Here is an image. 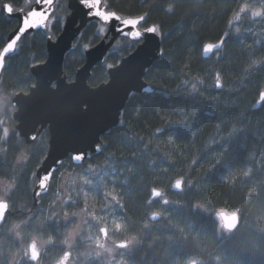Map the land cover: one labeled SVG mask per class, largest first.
Here are the masks:
<instances>
[{"label": "trees", "instance_id": "obj_1", "mask_svg": "<svg viewBox=\"0 0 264 264\" xmlns=\"http://www.w3.org/2000/svg\"><path fill=\"white\" fill-rule=\"evenodd\" d=\"M3 2L27 8L25 0H0V6ZM245 2L157 0L158 9L144 22L159 24L161 30L162 56L144 75L154 89L147 94L152 99L132 94L119 124L101 136L102 154H92L82 165L73 164L68 157L55 173L49 188L52 193L57 180L70 172L77 174L75 180L67 175L64 184L76 183L70 194L82 207L79 177L87 166H103L105 159L111 158L113 174L105 177V184L109 189L115 187L121 197L123 207L117 206L116 218L122 220L125 228L111 231L109 222L110 235L116 241L128 239L134 243L124 253L123 264H187L192 257H199L200 264H264V102L254 109L259 92L264 90V65L250 67L253 59L264 61V19L252 20L242 14L233 28L227 24L231 13L239 12V5ZM107 3L110 9L125 15L147 10L142 0H107ZM170 4L174 9L171 13L165 10ZM65 5L66 0H60L54 11L63 17ZM15 25L16 20L0 10V48ZM61 26L60 22L50 25L47 36H56ZM96 26L94 22L87 24L79 43L95 44ZM236 27L241 29L239 33ZM225 32L230 35L221 49L204 58L203 45L216 42ZM47 36L38 30L24 37L18 52L7 57L8 66L0 75V87L7 92L28 91L34 83L30 66L45 60ZM79 43L64 59L63 70L69 81L84 63V49ZM128 43L121 41L119 46L115 45L105 61L92 68L89 85L107 80L106 65L116 64L134 48L125 51ZM217 72L222 77V89L215 87ZM201 79L203 82L197 84L195 92L184 83ZM2 101L0 98V105ZM8 107L12 108L11 101ZM185 120L187 125L183 123ZM9 124L14 127V120ZM157 128L162 132L156 133ZM170 136L174 143L168 142ZM47 140L45 130L31 144L28 161L13 165L12 170L18 141L10 132L8 152L0 155V176L14 177L17 182L10 197L12 213L0 225V240L5 242L4 248L9 253L12 242L5 237L16 221L21 222L22 227L16 232L24 245L31 233L41 239L54 237L55 243H50L43 254V264L54 263L63 251L60 230V235L55 231L59 222L48 223V215L41 213L48 195L40 197L39 206H34L31 200L35 183L31 173L45 155ZM194 160L196 165L192 166ZM248 168L251 174L245 175ZM63 170V176L58 178ZM181 177L192 180L193 186L187 189L185 185L186 191L178 195L170 186ZM153 187L163 189L170 203L159 207L154 200L149 205ZM91 196L96 197L97 205L103 203L104 188L91 192ZM90 202L93 203L91 199ZM198 203L203 208L197 207ZM235 210L239 212V225L229 233L221 228L216 214ZM151 211H160V218L150 220ZM0 264L5 261L0 260Z\"/></svg>", "mask_w": 264, "mask_h": 264}, {"label": "snow or ice", "instance_id": "obj_2", "mask_svg": "<svg viewBox=\"0 0 264 264\" xmlns=\"http://www.w3.org/2000/svg\"><path fill=\"white\" fill-rule=\"evenodd\" d=\"M236 0H233L235 3ZM33 3L35 6H33ZM25 4L29 10L25 11L24 8H15L12 3H6L0 6V10L5 12L8 15H12L14 13L19 15L20 24L18 28L8 37V41L5 46L0 50V74L3 73L7 68V57L9 54L17 53L19 47L22 45L24 37L33 33L37 30H42L44 34L47 36V31L49 30L50 25L55 22H60L62 25V30L68 24L70 17L76 11H81L84 15V18L89 23H96L99 25L94 36L97 39H100L101 44L104 45L105 50L108 51L113 48V45H120L121 41H129L125 51L128 48L136 47L138 43L143 42L146 34H154L156 36L161 35L160 25L159 24H151L150 26L141 29L139 27L145 21H147L152 12L158 9L157 0H142V6H147V10L136 15L135 17L126 16L125 14L115 11L109 10L111 5L107 3V0H68V3L65 5L64 11L66 15L63 17L54 11V0H25ZM258 4V7H257ZM71 8L72 11L68 12L67 9ZM168 12H172L173 5H169L167 9ZM250 13L251 17L264 19V0H253V2H246L239 5V12L233 11L231 13L230 18L227 21L228 25H232L234 21H239L241 19V14ZM77 45H73V48L78 46L79 39L82 36V32L79 28H77ZM235 31L239 33L241 29L239 27L235 28ZM230 35L229 32H225L224 35L218 42L205 43L202 47V51L204 53H211L214 49L221 48L227 37ZM47 40L49 43L59 42V38L52 36H47ZM91 43V41H90ZM95 49H90L88 44L84 45V53L85 55L91 54V52ZM140 51L139 48L136 49V54ZM163 53V50H160ZM134 55H129V57L122 58L117 64H107L106 75L112 76L113 72H119L122 69H125L129 59ZM255 65H264V61L255 60L251 61L250 67H254ZM42 65H33L34 69L40 68ZM151 70V69H150ZM146 74L144 72V65L139 66V71L137 72L136 66L127 67L124 75L126 76L125 81V94L128 95L129 90H135L136 94L139 96L141 94L145 95L146 99L151 100L152 97H148L147 94L149 92H153L154 90L148 87H143L142 89L137 87L135 81L139 78L140 75ZM199 79V78H198ZM202 83V79L200 80ZM184 83H187L185 81ZM38 85L33 84L30 86V92L33 93L37 89ZM53 89L57 88V85L54 83L51 85ZM215 87L217 89H222L223 81L221 74L217 72L215 74ZM2 88V87H0ZM191 88L193 92L197 90V84L192 83ZM28 94L23 91L16 92L13 96L16 99V103L12 104V108L15 110L13 112V119H19L21 109L18 108L19 102L22 99H27ZM2 98V97H0ZM3 100L5 98H2ZM259 100L264 102V90L259 92ZM88 107L87 104L83 105V109L86 110ZM5 121L0 120V137H8L10 135V129L5 127ZM184 125H187V120L183 121ZM126 126V125H125ZM156 133H161L162 129L157 128ZM11 134L15 136H19V133L14 129L11 130ZM39 133H34L27 137L26 142L28 144H32L37 141ZM169 143H174L173 137L168 138ZM103 147H107L106 144ZM95 151L97 153L102 154V145L100 143L95 144ZM167 155V154H166ZM86 154L84 152H76L71 155L70 159L76 162H82L85 159ZM110 157L106 158L103 166H92L90 165L88 169L85 171L83 175L79 177L81 190L83 195V205L84 208L82 212H87L89 207H91V211L87 212V214L91 217L92 221L95 223H99L101 226L97 229L96 235L94 237L90 236L92 242L95 246L94 258L101 257L104 253H108L110 256L113 254L114 249L127 250L130 248L132 241L128 239L114 241V247H108L107 241L110 238V227L109 222L112 225L111 231L120 232L125 228V224L119 218H112L109 221L108 214L98 215L99 212H107L109 207L116 208L117 206L123 207L121 203V197L118 194V191L115 187L109 189L107 184H105V177L112 175L111 169H113L112 163H110ZM220 157H216V162L219 163ZM196 165V161L192 162V166ZM42 166V165H41ZM62 166L61 161H55L53 166L45 169L42 174H40L39 166L37 170L31 173V176L34 180H37L36 188L39 191L34 192V196H41L47 192L49 188L52 187V182L55 179V173L59 170V167ZM251 168H248L245 172V175L251 174ZM235 177L233 178V180ZM224 182H228L225 180ZM113 184L116 183L115 180L112 181ZM185 185H187V189H190L193 186L192 180H185L183 177L175 179L174 183L171 184V189L175 190L178 195H183L186 191ZM104 188V202L97 205L95 203L96 197L91 196V192H99L101 188ZM17 182L15 181L14 187L11 188L10 195L6 200H0V225L6 223L7 219L11 215L13 210V202L10 200L11 194L16 190ZM252 194V190H250L249 195ZM80 194H78L79 197ZM163 197L162 204L167 205L170 203L169 199L165 196L164 190L161 188L153 187L151 189V198L149 199V205L154 202L155 198ZM92 200L93 203L90 205L89 200ZM71 197H68L64 203H74ZM179 203V202H177ZM197 207L203 208V205L197 204ZM81 213H68L64 212V223L65 225H69L72 220H74ZM229 214L220 213L219 219L221 221L225 220ZM230 218L232 220L231 223L225 224L221 223V228L231 233L238 227L239 225V212L238 210L233 211L230 214ZM151 220L159 219V215L157 212H152L149 216ZM55 219L52 217L47 218V222H52ZM19 228L22 225L18 226ZM91 227V226H90ZM79 236V226L76 231H67V234L64 236L62 243L68 248L71 249L73 247L74 241ZM44 243H55V239L52 236H49L46 242H38L36 237H32L28 240L25 245H22L20 248L16 250V255L18 256L19 264H43V245ZM72 257V252L70 250L64 251V253L56 260V264H69V261ZM119 264H123V253L121 254V260ZM192 264H196L195 260L192 261Z\"/></svg>", "mask_w": 264, "mask_h": 264}, {"label": "water", "instance_id": "obj_3", "mask_svg": "<svg viewBox=\"0 0 264 264\" xmlns=\"http://www.w3.org/2000/svg\"><path fill=\"white\" fill-rule=\"evenodd\" d=\"M58 1L60 0H54V8ZM6 3L7 2H3L2 5ZM67 3L68 0H66V4ZM33 6H35L34 3ZM27 10L29 9H25V11ZM68 11L71 12L72 9L69 8ZM3 13L9 18L15 19L16 25L5 37L4 44L0 50H2L7 43L8 37L20 24L18 14L14 13L10 16L5 12ZM126 16L135 17L136 15ZM88 23L83 13L81 11H76L70 17L68 24L63 30L61 27L60 33L56 36L59 38L58 43L55 41L49 43L46 39L45 60L33 64L42 66L34 69L32 67L33 65H31L29 69L30 74L34 78L33 84H37L38 87L33 93L30 92V88L27 92H24L28 94L29 97L26 100L21 98L19 105H17V107L21 109L20 118L13 120L16 122L15 129L19 133V136L26 141L27 137L34 133L38 132L40 135L43 130L46 129L48 131L47 151L39 165L40 174H42L45 169L53 166L55 161L63 162L68 156L71 157V155L76 152H84L86 154L82 162L71 160L72 163L76 165L82 164L88 160L92 154H96L95 144H101V136L119 124L122 110L128 98L130 95L136 94L135 90H129L128 95L125 94L126 76L124 72L127 67L136 66L138 72L139 66L144 65V72L146 73V70L162 56L160 52V36L146 34L143 42L138 43L130 53L124 56L129 57L130 54L134 55L129 59L125 69L119 72H113L112 76L107 75L106 81L96 86H91L88 84V78L91 75L92 68L96 66V64L104 62L108 52L111 50L106 51L104 45H102L99 40L89 47L90 49H95L91 54H83L84 63L76 69L73 79L69 81L63 70L64 59L66 54L73 49V42L77 38V28L82 31ZM151 24L144 26L141 24L139 27L143 29ZM137 48H139L140 51L136 54ZM219 49H214L211 53H204L202 51V56L208 58ZM10 55L12 54H9V56ZM119 61L117 63H119ZM144 75L145 74L140 75L135 81L137 87L141 89L143 87L153 89L144 80ZM54 83L57 85L56 89L51 87ZM153 92H149L148 94H152ZM15 103L16 99L12 98L11 104ZM84 104L88 105L86 110L83 109ZM260 104L261 101L258 98L254 105V109H257ZM37 183L38 181L36 180L32 189L34 205L39 204L37 199L38 196H34V192L39 191V189L36 188ZM220 213L229 214L225 220H220L221 223L228 224L232 222L230 218L232 212L219 211L217 212L218 217ZM158 215L160 217V213H158Z\"/></svg>", "mask_w": 264, "mask_h": 264}, {"label": "rangeland", "instance_id": "obj_4", "mask_svg": "<svg viewBox=\"0 0 264 264\" xmlns=\"http://www.w3.org/2000/svg\"><path fill=\"white\" fill-rule=\"evenodd\" d=\"M258 7V6H257ZM243 14V13H242ZM241 14V15H242ZM247 15L252 19H258V18H253L251 17L250 13H247ZM238 21H234L232 25H230L231 28L234 27V25L237 23ZM99 27V25L97 24L96 29L94 31V34L97 30V28ZM88 44L89 47L91 46L88 42H80L79 45L84 49V45ZM193 82L191 81H187V83H185L187 86H189L191 88ZM201 82L198 80L196 82V84H200ZM3 101L1 102V105H3ZM10 108V107H9ZM13 111V108H10ZM5 127H9L10 132L11 130H13V126H11L10 124H5ZM15 129V128H14ZM9 137V136H8ZM13 165L12 164V170H13ZM17 166H19L18 164H15ZM14 165V166H15ZM89 166H87L88 169ZM11 170V171H12ZM64 170L61 172L62 174L58 175V178L62 177L64 174ZM85 173V172H84ZM83 173V174H84ZM71 177V180H75L77 179V174L74 172H70L68 174H66V176H64L63 179L61 180H57L56 181V190L52 191L48 190L47 192V200L46 202L44 201V207H46L44 210L40 209L41 213H46L49 217H52L53 219H55L54 221H52V223L54 222L55 224L59 222L58 226H56L57 229H55V231L57 232V234L60 235V238H62V240L64 239V236L67 234V231H76L77 227L79 226V236L77 237V239L74 241L73 247L71 249H68L63 243L62 240L60 243V246L63 248V251L66 250H70L72 252V257L69 261V264H119L120 260H121V254L123 253V256L125 255L124 253L127 252L129 249L127 250H120V249H114L113 254L110 256L108 253H104L101 257L99 258H94V252H95V246L92 242V239H90L91 237H94L96 235L97 229L99 228V226H101L99 223H95L92 221L91 217L87 214V212L91 211V207H89V209L87 210V212H82V209L84 208V205L81 204L82 207H80V204L75 201V199H73V195L70 194L74 192L75 190V186L76 183H74L72 181V184L66 185L64 184L66 177ZM12 177H10L9 179H11ZM14 178V177H13ZM4 185L0 184V192L3 191ZM52 193V194H51ZM46 196V195H45ZM71 197L72 201H75L74 203H69V204H65L64 201L68 198ZM90 205L92 204V202H90ZM75 206V207H73ZM67 211L68 213H81V215H78L74 220H72V222L69 225H65L64 223V212ZM159 212V211H158ZM98 215L101 214H108L109 215V220H111L112 218H116L118 213H117V207L116 208H111L109 207L107 209V212H99L97 213ZM56 221V222H55ZM27 222H30V220ZM47 222V220H46ZM50 223V222H48ZM42 223L39 224V226H41ZM91 226V227H90ZM7 230V229H5ZM58 230H60V233H58ZM2 232V231H1ZM3 233V232H2ZM6 237L5 239L7 240H11L12 242V249L10 250V254L7 253L9 250H7L8 248H4L5 246V242L0 240V260L5 261V264H9V259L14 261V264H19L18 261V256L16 255V250L18 248H20L22 245H24L23 243H21L20 239H22V237L19 235H17L16 233V229L13 230L12 228L7 230ZM35 233H31L28 236V239H31L32 237H36ZM39 235V234H38ZM111 236V235H110ZM37 238V237H36ZM49 236L47 238H43L41 239L40 237L37 238L38 242H46L48 240ZM115 240L113 238H109V240L106 242L108 247H114V242ZM133 242V241H132ZM50 243H44L43 245V249L42 251L44 252L47 248V246ZM131 247V246H130ZM13 253H15V257L13 256ZM6 260H8L6 262Z\"/></svg>", "mask_w": 264, "mask_h": 264}, {"label": "clouds", "instance_id": "obj_5", "mask_svg": "<svg viewBox=\"0 0 264 264\" xmlns=\"http://www.w3.org/2000/svg\"><path fill=\"white\" fill-rule=\"evenodd\" d=\"M15 92H7L3 88H0V97L5 98L4 104L0 105V120L5 121V124H9L13 119V111L9 109L8 105L13 98ZM9 128V127H8ZM8 137H0V155H3L8 152L9 144H7ZM17 148L15 155L13 156V164H21L25 163L29 159V155L31 153L30 147L31 145L28 144L21 136H17ZM0 184L4 185L3 191L0 192V200H6L7 197L10 195L11 188L14 187L15 178L9 179L4 176H0ZM19 225H21L20 221H16L12 224V229H18ZM18 236L20 235L19 232L16 233ZM15 257V253H13ZM195 260L196 264H200L199 257H192L187 260V264H192V261ZM9 264H14L13 260H9Z\"/></svg>", "mask_w": 264, "mask_h": 264}, {"label": "flooded vegetation", "instance_id": "obj_6", "mask_svg": "<svg viewBox=\"0 0 264 264\" xmlns=\"http://www.w3.org/2000/svg\"><path fill=\"white\" fill-rule=\"evenodd\" d=\"M85 163V162H84ZM84 163H82V164H84ZM82 164H80V165H82ZM76 165V164H75ZM34 187V186H33ZM172 190V189H171ZM48 192V191H47ZM47 192L44 194V195H46L47 194ZM166 196V195H165ZM150 198H151V195H150ZM149 198V199H150ZM38 199V201H39V204L38 205H36V206H39L40 205V202H41V200H40V197H38L37 198ZM162 199H163V197H160V198H155V201H158V203H159V207L161 206V205H164V204H162ZM31 200L33 201V199H32V190H31ZM33 205H34V203H33ZM35 206V205H34ZM31 212V210L29 211V213ZM152 212H154V211H151V213ZM12 213V212H11ZM151 213H149V215L151 214ZM159 213H161L160 211H159ZM149 217V216H148ZM111 237V236H110ZM112 238V237H111ZM116 241V240H115ZM117 241H119V240H117ZM131 246H134V243L132 242L131 243ZM63 249V248H62ZM45 253V251L43 252V254ZM64 252H62V254H63ZM61 254V255H62ZM60 255V256H61ZM51 264H56V261L54 262V263H51Z\"/></svg>", "mask_w": 264, "mask_h": 264}]
</instances>
